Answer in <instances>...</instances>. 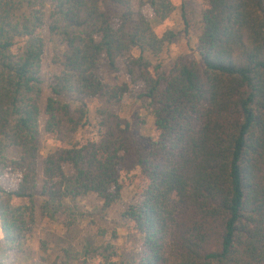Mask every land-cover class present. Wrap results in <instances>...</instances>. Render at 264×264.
<instances>
[{
  "label": "trees",
  "instance_id": "16d2710c",
  "mask_svg": "<svg viewBox=\"0 0 264 264\" xmlns=\"http://www.w3.org/2000/svg\"><path fill=\"white\" fill-rule=\"evenodd\" d=\"M106 2L0 0V179L18 176L13 187L0 184L8 245L19 244L34 219L47 27L65 45L45 108L48 132L89 125L85 98L119 102L129 92L98 74L102 55L112 67L126 57L127 72L144 83L140 97L156 105L139 158L143 198L125 212L143 248L128 264H264V0H206L200 60L179 55L168 71H153L145 54L159 56L176 34L159 35L143 9L164 20L173 1L109 0L114 13ZM109 126L100 140H68L45 156L46 217L69 199L96 194L111 206L121 197L125 138ZM102 259L97 264H115L111 253Z\"/></svg>",
  "mask_w": 264,
  "mask_h": 264
},
{
  "label": "rangeland",
  "instance_id": "374dc122",
  "mask_svg": "<svg viewBox=\"0 0 264 264\" xmlns=\"http://www.w3.org/2000/svg\"><path fill=\"white\" fill-rule=\"evenodd\" d=\"M175 11L160 20L151 8L143 9L159 35L167 30L176 34L159 56L145 54L153 66L161 64V70L168 71L179 55L200 60L197 37L202 30V11L206 0H172ZM109 12L115 8L109 0L104 4ZM45 53L42 60L41 77L42 115L40 121V153L38 160V189L35 196L34 219L19 244L8 245L0 227V264H97L103 256L111 253L115 264H128L143 248L141 239L131 229L133 224L125 217L130 205L142 200L144 179L139 163L140 155L149 147L150 135L154 130L153 110L156 107L149 98H141L144 83L130 75L125 66L126 57H120L112 67L105 55L101 56L98 74L110 85L127 83L130 87L119 102L108 101L106 97L85 98L89 108L90 123L77 133L61 128L52 133L46 130L45 108L47 99L53 94L55 76L62 73L59 59L63 57L65 45L43 28ZM133 54L139 56L140 50ZM139 70H137V73ZM70 100L69 96H62ZM124 136L125 146L121 152L119 172L123 190L121 197L111 206H105L96 194L67 200L54 219L46 217L41 210L42 162L45 156L58 148L67 147L68 140L94 138L100 140L107 133L109 124ZM10 153L11 151L8 150ZM10 156L15 157L11 152ZM68 172L71 166L65 165ZM18 176L7 173L0 184L13 187Z\"/></svg>",
  "mask_w": 264,
  "mask_h": 264
}]
</instances>
